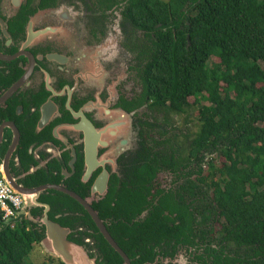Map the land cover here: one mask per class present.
<instances>
[{"label":"flooded vegetation","instance_id":"af4514ba","mask_svg":"<svg viewBox=\"0 0 264 264\" xmlns=\"http://www.w3.org/2000/svg\"><path fill=\"white\" fill-rule=\"evenodd\" d=\"M122 2L0 0V173L20 220L93 264H219L213 202L167 138Z\"/></svg>","mask_w":264,"mask_h":264},{"label":"trees","instance_id":"16d2710c","mask_svg":"<svg viewBox=\"0 0 264 264\" xmlns=\"http://www.w3.org/2000/svg\"><path fill=\"white\" fill-rule=\"evenodd\" d=\"M122 1L143 30L134 46L153 105L168 116L197 108L199 129L187 149L197 160L192 183L221 225L215 260L264 264V0ZM212 152L221 164L209 159L203 170ZM44 236L26 220L3 226L0 264H30Z\"/></svg>","mask_w":264,"mask_h":264},{"label":"rangeland","instance_id":"374dc122","mask_svg":"<svg viewBox=\"0 0 264 264\" xmlns=\"http://www.w3.org/2000/svg\"><path fill=\"white\" fill-rule=\"evenodd\" d=\"M119 20H120V16H117V22H119ZM189 102L190 104H192L193 99L190 98ZM163 114H164V118L162 120L167 125L166 135H167L168 140L172 139L175 135H178L179 138L177 140L180 145L179 153L181 156L187 155L188 144L190 140L192 139V137L194 136V134L196 133V131L199 129V124H198V119H197L198 118L197 108L195 106H190L186 109L184 113L176 114L174 116H171V115L168 116L165 112ZM158 115L160 117L159 113ZM205 156L206 157L204 159L203 170H206L207 168L206 162L209 159H214V163L216 165L221 164V158L217 152H212L210 154L206 153ZM212 206L215 207L214 203H212ZM212 211L214 213V210ZM217 229H218V226L216 230ZM48 246L51 248L50 242L48 243ZM58 260H60V258L50 253V251H48L46 247L44 246L43 242H40L34 245L33 250L31 254L29 255L28 263L30 264H54Z\"/></svg>","mask_w":264,"mask_h":264},{"label":"water","instance_id":"95a60500","mask_svg":"<svg viewBox=\"0 0 264 264\" xmlns=\"http://www.w3.org/2000/svg\"><path fill=\"white\" fill-rule=\"evenodd\" d=\"M20 214H22V211ZM47 227L46 237H44L41 242H43L50 253L59 257L64 264H93V259L88 257L81 247L71 244L65 239L64 232L58 225L47 223ZM47 242H50L51 248L48 246ZM123 257L125 256L123 255Z\"/></svg>","mask_w":264,"mask_h":264},{"label":"built area","instance_id":"2783aa9c","mask_svg":"<svg viewBox=\"0 0 264 264\" xmlns=\"http://www.w3.org/2000/svg\"><path fill=\"white\" fill-rule=\"evenodd\" d=\"M22 197L4 180L0 173V230L3 226L14 227L23 209Z\"/></svg>","mask_w":264,"mask_h":264},{"label":"bare ground","instance_id":"6f19581e","mask_svg":"<svg viewBox=\"0 0 264 264\" xmlns=\"http://www.w3.org/2000/svg\"><path fill=\"white\" fill-rule=\"evenodd\" d=\"M6 182V181H5Z\"/></svg>","mask_w":264,"mask_h":264}]
</instances>
